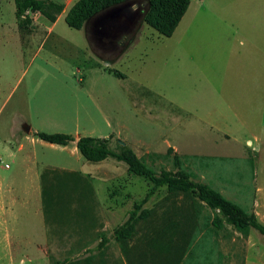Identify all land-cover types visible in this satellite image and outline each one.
<instances>
[{"label": "rangeland", "instance_id": "obj_1", "mask_svg": "<svg viewBox=\"0 0 264 264\" xmlns=\"http://www.w3.org/2000/svg\"><path fill=\"white\" fill-rule=\"evenodd\" d=\"M52 1L62 4V10L49 29L37 12L18 18L13 0H0V175L18 173L20 186L28 185L30 174L20 161L31 150L43 159H67L88 174L57 173L51 194H43L48 228H40L29 205L19 207V231L12 233L20 240L12 242L20 245L0 248V264H51L64 258L65 264H264L263 237L251 228L214 226L215 212L191 190L161 189L142 205L145 214L133 221L128 238L118 241L112 228L146 194L147 180L112 158L76 160L69 148L56 150L33 136L17 151L23 124L33 132L110 136L111 148L126 143L157 174L181 171L264 225V103L259 110L240 109L233 116L227 106L241 104L213 100V90L224 95L227 88L209 86L234 78L231 68L191 52L178 64L176 40L143 24L136 42L109 65L124 76L108 73L101 59L110 61L118 52L104 55L81 28L66 25L64 13L75 0ZM247 6L242 30L264 27V0H248ZM134 36L129 33L124 41ZM201 40L209 50L218 42ZM193 42L201 46L197 38ZM146 90L151 94H141ZM208 122L225 135L208 131ZM171 222L177 228L167 232L173 243H188L166 261L149 239ZM101 238L103 246L93 249Z\"/></svg>", "mask_w": 264, "mask_h": 264}, {"label": "crops", "instance_id": "obj_2", "mask_svg": "<svg viewBox=\"0 0 264 264\" xmlns=\"http://www.w3.org/2000/svg\"><path fill=\"white\" fill-rule=\"evenodd\" d=\"M247 5L248 0H189L172 33L169 36H164L167 39L176 40L177 48L174 53L178 64H181L185 55L191 52L193 56L207 54L213 58V62L218 63L222 67L231 68L235 74L234 78L212 81L209 86L227 88V90L223 91L224 95H218L213 90V100L218 99L219 102L223 103L241 104L235 107L227 106L233 116H236V112L240 109L243 111L259 110V106L264 103V27L262 26L258 30H249V32L242 30L243 19L249 9ZM32 14L36 15V13ZM261 15L264 20V10ZM33 18L36 19L37 17ZM55 20L50 22L45 19L49 29L53 26ZM202 27L204 29L208 28V31L199 30ZM139 31L131 39L126 49L136 42ZM207 37L218 41L214 43L215 47L213 50H209L208 47H202L201 38ZM195 38L201 45L200 47L195 46L193 42ZM103 67L102 69L104 70ZM116 71L119 72L118 70ZM120 74L121 76L119 77L124 76L122 73ZM238 75L239 77H237ZM141 94L151 93L146 90L141 92ZM215 109H220V107ZM246 114L245 116H247ZM205 116L209 118L211 112L206 113ZM207 125L208 128L206 127V129L208 131L224 134L223 129L214 122H208ZM177 126L178 123L176 122L175 129ZM32 133L33 131L30 129V134L23 132L22 137L18 136L16 138L18 141L17 151H22L24 141L29 143V137H36ZM78 136L80 135L71 136L74 140L69 141L65 145L57 143H48L47 145L62 151L69 148L70 152H72L71 155H74L76 160H80L82 156L75 146V140ZM250 143L251 141L247 139L246 144ZM101 161H104V159ZM6 166L4 164V167ZM20 167L24 173L30 174L28 185H24V187L20 186L18 173H16L15 177L12 175H0V248L12 247L14 244L16 246L20 245L19 242H12L20 240L18 233H12L19 231L20 206L23 208L29 205L32 209L33 218L39 223L40 228H48L44 219V210L42 209L43 194L44 192L51 194L52 186L56 184L57 173L77 178L85 177L88 174L87 171L79 169L67 159H43L38 157L34 150H31L26 155V158L20 161ZM8 168L9 166L6 167V169Z\"/></svg>", "mask_w": 264, "mask_h": 264}, {"label": "trees", "instance_id": "obj_3", "mask_svg": "<svg viewBox=\"0 0 264 264\" xmlns=\"http://www.w3.org/2000/svg\"><path fill=\"white\" fill-rule=\"evenodd\" d=\"M125 1H134L139 6H144L146 9L143 18L144 23L160 35L169 36L184 13L189 0H75L65 12L63 19L68 27L80 29L82 23L88 17L106 7ZM13 3L14 14L18 18L27 17L26 12L29 11L37 12L48 21L53 22L56 19V15L62 10V4L52 0H13ZM129 40L131 38L128 39L126 44L130 42ZM126 44L122 47H127ZM103 68L107 72L121 76L113 68L107 66ZM32 134L48 143L61 145L74 140L69 134L61 132L36 131ZM109 139L110 136L94 137L82 135L75 140V146L80 155L87 161L98 162L105 158H112L122 162L131 174L141 177L150 183L146 194L132 208L127 210L124 221L112 228L114 239L122 241L128 238L133 221L140 215L145 214V209L142 208V205L163 188L167 192H182L185 194L190 190L195 191L199 200L215 212L212 219L214 226L220 227L225 223L235 226L239 231L251 228L257 231L264 239V225L257 220L253 213H246L242 208L224 198L217 190L204 183L190 180L181 171L176 174L161 171L157 174L135 155L129 145L118 142L115 148H111ZM170 229L176 230V223H167L162 229H157L154 232V236L149 239V245L158 255H164L166 261L174 259L176 249L183 250V247L188 243L187 240L179 245L174 244L172 235H167ZM104 242L105 239L101 238V241L93 249H100ZM91 250L88 249V251ZM66 261L67 259L64 258L51 264H65Z\"/></svg>", "mask_w": 264, "mask_h": 264}, {"label": "water", "instance_id": "obj_4", "mask_svg": "<svg viewBox=\"0 0 264 264\" xmlns=\"http://www.w3.org/2000/svg\"><path fill=\"white\" fill-rule=\"evenodd\" d=\"M145 11V8L138 7L137 3L134 1L117 3L106 7L85 19L82 23L81 30L83 31V33H87L88 39L99 40L101 37L108 36L109 33L124 29L126 25L132 22V19L135 18L133 20V22L135 21V25L129 29L130 33L134 36L140 30L142 24L144 23L143 18ZM125 49L126 47L120 49L114 59L110 61L101 59L102 62L105 66H109L120 56V54ZM22 130L24 133L30 134L29 125L23 124Z\"/></svg>", "mask_w": 264, "mask_h": 264}, {"label": "flooded vegetation", "instance_id": "obj_5", "mask_svg": "<svg viewBox=\"0 0 264 264\" xmlns=\"http://www.w3.org/2000/svg\"><path fill=\"white\" fill-rule=\"evenodd\" d=\"M134 19H132V22L127 24L124 29L109 33L108 36L101 37L99 40H91L94 43L93 45L103 51L104 55L106 56L115 54L116 51L119 52V50L122 49V46L127 43L124 40L126 39L125 37L130 33L129 29L135 25V21L133 22Z\"/></svg>", "mask_w": 264, "mask_h": 264}]
</instances>
